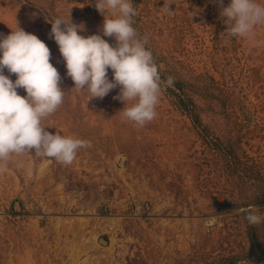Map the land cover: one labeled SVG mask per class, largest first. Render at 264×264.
Here are the masks:
<instances>
[{"label": "rangeland", "instance_id": "rangeland-1", "mask_svg": "<svg viewBox=\"0 0 264 264\" xmlns=\"http://www.w3.org/2000/svg\"><path fill=\"white\" fill-rule=\"evenodd\" d=\"M130 2L161 79L174 78L143 127L123 118L119 87L74 88L49 36L56 18L103 35L96 0H0V38L37 35L62 77L45 130L90 144L70 165L34 149L0 165V264H264V223L235 211L264 217V24L230 38L215 0Z\"/></svg>", "mask_w": 264, "mask_h": 264}, {"label": "clouds", "instance_id": "clouds-1", "mask_svg": "<svg viewBox=\"0 0 264 264\" xmlns=\"http://www.w3.org/2000/svg\"><path fill=\"white\" fill-rule=\"evenodd\" d=\"M215 2L227 25L223 36L251 38L255 27L264 24V5L256 0H230L227 6L224 0ZM169 5L165 6L171 14ZM95 7L104 16L103 35L85 37L79 34L85 28L83 23L56 18L49 20V36L59 46L74 88L86 89L91 99H103L119 87L113 98L126 102L123 118L143 127L156 118L161 92L174 87V78L161 79L153 53L146 48L148 36L141 37L133 27L138 12L130 0H96ZM103 37H114L115 46ZM254 44L259 47L264 41L256 40ZM50 55L46 43L23 28L17 27L0 38V165L7 164L14 154L22 156L33 149L37 156L70 165L78 150L90 147L85 140L45 130L43 121L57 111L64 97L62 77L50 62ZM5 68L9 74H16L15 81L5 75ZM109 68L113 71L111 80ZM19 88L25 89L27 95L18 94ZM17 167L22 164L17 163ZM235 211L245 213L250 225L264 223V217L253 208ZM207 224L211 226V221Z\"/></svg>", "mask_w": 264, "mask_h": 264}]
</instances>
